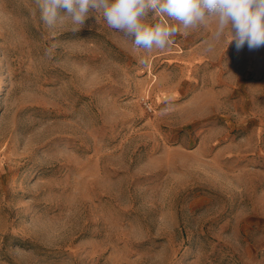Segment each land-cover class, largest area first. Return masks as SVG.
<instances>
[{
  "label": "rangeland",
  "instance_id": "374dc122",
  "mask_svg": "<svg viewBox=\"0 0 264 264\" xmlns=\"http://www.w3.org/2000/svg\"><path fill=\"white\" fill-rule=\"evenodd\" d=\"M73 28L0 0V264H264V46Z\"/></svg>",
  "mask_w": 264,
  "mask_h": 264
},
{
  "label": "clouds",
  "instance_id": "9594fccd",
  "mask_svg": "<svg viewBox=\"0 0 264 264\" xmlns=\"http://www.w3.org/2000/svg\"><path fill=\"white\" fill-rule=\"evenodd\" d=\"M49 26L65 20L79 31L90 11L102 14L108 27L122 32L135 50L151 53L171 46L183 30L215 23L214 37L230 34L237 49L264 46V0H38ZM66 10L64 13L61 10ZM149 13L154 18L149 20ZM158 17V19H156Z\"/></svg>",
  "mask_w": 264,
  "mask_h": 264
},
{
  "label": "bare ground",
  "instance_id": "6f19581e",
  "mask_svg": "<svg viewBox=\"0 0 264 264\" xmlns=\"http://www.w3.org/2000/svg\"><path fill=\"white\" fill-rule=\"evenodd\" d=\"M3 9H4V8H3ZM5 10H6V9H5ZM2 11H3V10H2ZM2 13H3V12H2ZM7 13H8V11H7ZM6 15H7V14H6ZM5 19H6V18H5ZM11 20H13V19H11ZM6 22H7V21H6ZM1 23H2V22H1ZM13 23H14V21H13ZM8 24H9V23H8ZM14 24H15V23H14ZM12 25H13V24H12ZM20 25H21V23H20ZM9 26H10V25H9ZM15 26H16V25H15ZM11 27H12V26H10V28H11ZM19 27H20V26H19ZM19 27H18V28H19ZM8 28H9V27H8ZM14 29L16 30L15 27H14ZM14 29H13V30H14ZM19 30H20V29H19ZM21 30H22V29H21ZM0 32H1V30H0ZM12 32H13V31H12ZM16 32H17V31H16ZM16 32H15V33H16ZM3 33H4V32H2L1 34H3ZM10 33H11V32H10ZM13 34H14V33H13ZM8 37H9V36H8ZM9 38H10V37H9ZM10 41H11V40H10ZM8 48H9V47H8Z\"/></svg>",
  "mask_w": 264,
  "mask_h": 264
}]
</instances>
